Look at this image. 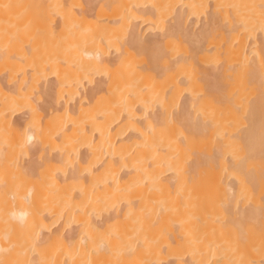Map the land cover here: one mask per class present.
<instances>
[{
  "label": "bare ground",
  "instance_id": "bare-ground-1",
  "mask_svg": "<svg viewBox=\"0 0 264 264\" xmlns=\"http://www.w3.org/2000/svg\"><path fill=\"white\" fill-rule=\"evenodd\" d=\"M0 264H264V0H0Z\"/></svg>",
  "mask_w": 264,
  "mask_h": 264
}]
</instances>
